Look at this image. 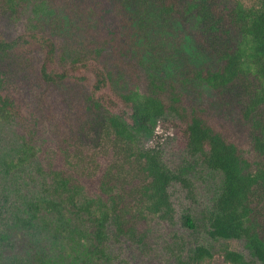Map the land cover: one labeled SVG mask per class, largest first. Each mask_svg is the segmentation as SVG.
<instances>
[{"label":"trees","instance_id":"1","mask_svg":"<svg viewBox=\"0 0 264 264\" xmlns=\"http://www.w3.org/2000/svg\"><path fill=\"white\" fill-rule=\"evenodd\" d=\"M3 21L16 32L0 31V122L23 131L7 169L39 160L43 189L6 220L0 264H55L19 254L7 234L14 227L35 237L43 216L67 232L75 224V238L90 244L79 255L88 264H112L109 243L121 238L160 246L155 225L176 222L173 181L190 187L163 160L172 131L223 176L208 216L220 246L191 247L174 233L162 252L173 264H211L216 255L223 264H264V0L226 8L220 0H0ZM31 84L41 94L35 106L24 97ZM208 94L232 115L213 113ZM63 102L75 117L54 112ZM91 132L99 140L86 145ZM7 203L0 197V219ZM182 222L197 228L189 214ZM235 241L246 242L251 259Z\"/></svg>","mask_w":264,"mask_h":264},{"label":"rangeland","instance_id":"2","mask_svg":"<svg viewBox=\"0 0 264 264\" xmlns=\"http://www.w3.org/2000/svg\"><path fill=\"white\" fill-rule=\"evenodd\" d=\"M249 2L250 0H242ZM221 7H233L236 0H220ZM0 31L11 39L16 32L10 24L3 21L0 25ZM38 86L35 84L25 86L24 97L27 101L33 102V106L37 103V98L41 97ZM59 96L63 93L58 92ZM55 101V98L52 100ZM207 103L213 113H217L220 117L224 115H232L231 109L225 102H219L213 95L208 94ZM54 112L58 115L65 116L71 113L75 117L76 113L71 107L63 102L62 104H54ZM50 107L45 108L44 112L50 114ZM231 119V118H230ZM228 119V122H230ZM227 120V119H224ZM223 120V121H224ZM235 129H239L234 127ZM99 132H91L84 138L86 145H93L98 142ZM41 140L50 137L42 136ZM142 146L147 147L151 144V138H142ZM23 144V131L20 125L16 123L0 122V197L7 196L8 203L6 205V216H1V223L6 220L11 221V216L22 215L27 202L38 200L42 192V178L35 172L40 165L37 159L28 162L14 172L7 169V161L17 158ZM41 144V142H40ZM163 160L171 174L186 180L190 187L186 188L178 180L173 181L170 193L177 213L174 225L159 224L153 229L155 233L162 234L161 245L152 246L151 249L144 250L130 240L121 238L113 240L109 243V254L114 258L112 264H173L168 256L162 252L161 246L165 241L177 233L187 240L191 247L195 245H205L212 247L214 251L218 249L220 243L213 240L208 234L209 223L208 216L214 212L215 205L221 194L223 185V176L210 169L198 156H192L185 149L183 142L178 138L176 131L168 134L162 146ZM189 214L196 224L197 228L190 230L183 225L182 217ZM42 224L38 227L42 230L35 237L29 236L26 232L20 231L18 228L11 227L7 234L13 240L16 252L21 255L33 253L36 255L47 256L54 261L55 264H88L83 262L82 256L88 250L90 244L85 241L81 242L79 237L75 238V224L71 229H60L56 219L51 216H43ZM47 224V225H46ZM10 222L0 226V235L6 228L10 227ZM54 231L59 238L56 237ZM53 232V233H51ZM62 233V235L60 234ZM68 239H73L78 247V252L69 250ZM233 247L241 252L247 259H251V253L245 241H235ZM91 253L89 249L87 251ZM79 253V254H78ZM217 253V252H216ZM215 253V254H216ZM96 264H104L99 261ZM211 264H223L219 255H216Z\"/></svg>","mask_w":264,"mask_h":264}]
</instances>
